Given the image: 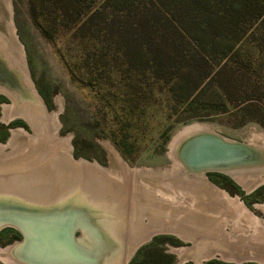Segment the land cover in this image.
<instances>
[{
    "label": "rangeland",
    "instance_id": "1",
    "mask_svg": "<svg viewBox=\"0 0 264 264\" xmlns=\"http://www.w3.org/2000/svg\"><path fill=\"white\" fill-rule=\"evenodd\" d=\"M59 6L52 0H0V33L6 37L13 36V33L17 35L23 46L20 45L25 65L13 64L25 70L20 72L19 68L15 69L22 76L25 74L33 84L34 100L40 96L43 99L40 106L43 104L49 113L57 114L58 134L70 139L67 147L76 159L96 161L117 173L121 163L143 170H170L174 165L170 155L171 143L185 126L193 123L205 124L232 139L264 145V125L249 122L237 126L240 119L235 116L233 108L228 105L227 111L222 108L216 110V106H222V102L218 101L207 103L213 111L201 109L205 104L203 98L191 109H185L191 99L182 96L183 87L186 90L183 81L170 85L166 78L155 77L148 63L134 61L138 55L125 54L121 43L113 40L110 33L97 34L87 29L77 31L79 22L75 21L76 13L68 18L69 23H62ZM247 26L244 45L248 54L245 55L250 59L261 57V67L254 68L253 73L255 70L254 75L264 80V17L249 22ZM3 52L0 48V55ZM28 89L32 91L30 87ZM26 102L34 101L20 100L19 105ZM13 103L8 94L0 92V144L8 152L28 141L27 134L20 128L33 133L31 125L20 115L12 120L6 118L4 105ZM260 105L263 107L264 122V93ZM113 129L133 145L130 149L133 159L126 158L118 148L113 140ZM14 130L17 136L12 139ZM3 163L10 164L0 162ZM207 176L230 196L238 197L264 222V183L247 190L224 172L212 171ZM88 178L85 177V180ZM147 179L145 184L148 188H158V182L153 183L152 180L150 183ZM112 196L110 198L116 197ZM142 203L136 207L139 208ZM103 211L108 212L107 209ZM173 211L182 212L178 208ZM139 219L148 222L143 212ZM156 223L151 222V225L160 227ZM141 227L144 230L145 227ZM6 229L0 237V264H18L10 255L9 248L21 241L23 235L13 227ZM76 235L82 236V231H77ZM155 237L159 239L153 248L163 247L174 254V264H261L256 257H243L237 253V257L233 258L228 251L221 253L218 249L222 248L215 242L194 243L169 228L158 229L152 239L144 240V244ZM184 246L187 248L183 252L178 250ZM260 254L258 256L264 257V252ZM136 264L143 262L138 260Z\"/></svg>",
    "mask_w": 264,
    "mask_h": 264
},
{
    "label": "bare ground",
    "instance_id": "2",
    "mask_svg": "<svg viewBox=\"0 0 264 264\" xmlns=\"http://www.w3.org/2000/svg\"><path fill=\"white\" fill-rule=\"evenodd\" d=\"M12 35L6 37L0 33V48L4 51L0 55V82H2L0 92L8 94L14 101L12 105H4V112L9 120L17 115H20V118L28 119L34 128V133L26 132L20 128V131L27 134L28 141L22 146H14L15 149L12 148L13 153L7 152L5 146L0 144V162H11L19 159V161H15L17 162L16 166L12 168L9 167V163L0 164V166L5 167L4 169L0 167V173L6 175L11 172L30 170L16 177H7L6 183L9 185L15 183L19 187V184L15 182V180L19 179L20 188H25L36 195H44L46 196L44 201H46L45 203L42 200L33 202L28 199L22 203L21 200L24 199L22 198L24 196L21 197L19 194H9L3 191L0 192V204L5 206L13 205V208L22 210L25 213L36 211L41 216L46 215L42 214V212L52 211L50 213L53 214L52 220L54 221L52 223L42 222L41 224H45L44 229L46 230L60 231L59 234L55 235L57 237L55 243L58 244L54 246L53 252L68 251L67 246L72 239V237H69V230L72 226L78 224L73 220L81 219L83 227L78 225L77 231H82L83 235L77 236V231L74 235L75 242H77L81 251L87 249V251L101 252L102 245L106 248H111L108 256L98 257L100 254L95 256L93 264H127L136 247L147 237L145 235L146 232L141 231L140 226L136 227L135 222L132 223V230L128 234L122 233L123 225H121L120 221L122 218L118 216L123 213V204L127 200L124 197L128 196L126 194L131 191L130 188L133 187L135 189V185L139 187L142 185L146 186L145 179L148 178L147 180L150 183L152 180L153 183L158 182V184L156 183L158 188H148L147 186L146 189L150 192V199L155 203H159L157 205L161 209V215L152 213L147 208L143 209L146 212L148 211L147 213L143 212V214L150 218V223L158 220L153 219L151 215L149 216L150 212L155 215V218H160L163 214H167L169 217L164 219L170 222L187 221L185 222L187 226L181 233L187 238H191L194 243L211 242V238H216L217 242L215 243L222 248L219 249L221 253L228 251L232 253L229 255L231 257L233 255V258H235L234 256L237 257V253L242 254L243 257L245 255L256 257L261 264H264V257L258 256L264 252V222L256 217L238 197L230 196L225 190L212 182L207 176L209 171L204 168L202 170L189 168L178 155L179 146L189 136L203 133L223 134L202 123H193L185 126L173 139L170 147V155L173 157L172 159H174L177 168L172 166L170 170L166 171L136 168L135 173L131 177L127 173L126 167L120 168V172L118 170L119 173H117L110 169L102 168L98 163L93 164L84 160L76 161L68 153L67 145L70 143L56 136L58 134L57 116L55 113L47 112L43 104L41 107L40 103L42 102L38 98L34 100L35 95L32 93L33 89L31 87L33 84L24 74L25 83L23 81L24 76L15 69L19 67L14 64H23L24 67L25 62H23L21 43L17 35L14 33ZM9 58L11 62L13 61L12 63ZM22 70L20 69L19 71L23 72ZM29 87L32 91H29ZM24 99H33L35 103L29 102L27 104V101L24 105H19L20 100ZM16 132L15 130L13 131L12 139L17 136ZM35 135H38L39 138H35ZM225 137L232 141L245 143L251 147L264 149V145H261L262 143H248ZM18 148H20L19 151ZM255 172L241 170L224 173L233 175L241 186L251 190L257 184L264 183V170ZM85 177H89L88 180H85ZM155 177L159 179L157 180ZM112 195H116V197L112 198L114 197ZM110 196H112V199ZM60 205L62 207L69 205L75 208L73 211L62 209L66 211L64 212L66 214L59 215ZM91 206L109 210V212H105L106 219L102 220L104 223L103 227L99 230H93V232L87 217L75 215L79 210L86 212ZM174 208H178L182 212H174ZM139 210L141 211L139 212ZM141 212L142 209L139 207L137 213L133 214V218H136L139 222H145L139 219ZM73 214L78 218H74ZM55 216L58 223L55 222ZM231 218H233L232 223L230 222ZM179 226L180 224L178 223L176 227L181 231L183 227ZM56 227L61 230L55 229ZM104 229L110 235L101 233ZM92 238L94 239L93 241ZM100 241L103 244L100 245ZM24 242L25 240L22 239L12 244L9 248L10 255L16 259L18 264L47 263L46 259L38 260L39 254L35 256L36 251H33L29 244L23 248ZM132 246H134L133 249ZM229 246H233L232 250ZM49 256L58 257L60 255L56 253Z\"/></svg>",
    "mask_w": 264,
    "mask_h": 264
},
{
    "label": "trees",
    "instance_id": "3",
    "mask_svg": "<svg viewBox=\"0 0 264 264\" xmlns=\"http://www.w3.org/2000/svg\"><path fill=\"white\" fill-rule=\"evenodd\" d=\"M52 2L60 4L62 23H69L68 18L76 13L77 31L110 33L125 54L138 55L134 61L148 63L155 77L166 78L170 85L183 81L186 90L183 87L182 96L191 99L185 109L203 98L201 109L213 111L207 103L218 101L222 106H216V110L227 111L228 105L233 108L240 119L237 126L249 122L264 125L260 105L264 80L254 75L255 70L253 73L254 68L261 67L262 60L246 57L244 45L247 24L264 17V0ZM113 140L126 158L133 159V145L114 129ZM6 230L0 231V237ZM158 239L140 246L130 264L138 260L143 264H174V254L163 247L153 248Z\"/></svg>",
    "mask_w": 264,
    "mask_h": 264
},
{
    "label": "water",
    "instance_id": "4",
    "mask_svg": "<svg viewBox=\"0 0 264 264\" xmlns=\"http://www.w3.org/2000/svg\"><path fill=\"white\" fill-rule=\"evenodd\" d=\"M38 99L43 102L40 96H38ZM178 155L189 168L196 170H202L203 168L209 172H237L246 170L252 171L253 173L264 170V149L251 147L242 142L232 141L216 133H203L187 137L179 146ZM74 208L69 205L64 207L60 205L59 215H65L66 213L64 212L67 210L73 211ZM50 212L52 211L42 212V214L46 215L41 216L36 211L25 213L22 210L13 208V205L9 204L5 206L4 204H0V230L6 226H12L18 229L23 235V240H25L23 248L29 244L31 249L36 251L35 256L39 254L38 260L46 259V264H93L95 256L99 254L98 257H102L103 255L108 256L111 248H106L103 245L101 252L87 251V249L81 251L78 247L74 235L78 229V225L82 226L83 221L81 219L73 220L78 224L72 226L69 230V237H72V239L67 246L68 251L62 252L61 250V253L59 251L53 252L54 246L58 244L55 243L57 239L55 235L59 234L60 231L53 232V229L46 230L44 229L45 224H41L42 222L52 223L54 221L52 220L53 214ZM75 215L87 217L92 232L93 230H99L104 225L102 220L105 218V212L98 207L91 206L86 212L79 210ZM75 215L73 214L74 218H78ZM55 222L58 223L56 216ZM55 229L61 230L59 227ZM101 233L110 235L105 229ZM152 237L147 240L152 239ZM145 241L136 247L133 254H135ZM101 244H103L102 241H100ZM56 253L60 256H49ZM50 261L52 262L49 263Z\"/></svg>",
    "mask_w": 264,
    "mask_h": 264
},
{
    "label": "flooded vegetation",
    "instance_id": "5",
    "mask_svg": "<svg viewBox=\"0 0 264 264\" xmlns=\"http://www.w3.org/2000/svg\"><path fill=\"white\" fill-rule=\"evenodd\" d=\"M23 59H24V57H23ZM24 62V61H23ZM46 109V108H45ZM48 112V111H47ZM56 116H57V114H56ZM57 118H58V116H57ZM24 119V118H23ZM12 120V119H11ZM24 120H26V119H24ZM29 124H30V122H29V120L27 119L26 120ZM57 123H58V121H57ZM31 125V124H30ZM31 127H32V125H31ZM33 128V127H32ZM22 129H24V128H22ZM25 130V129H24ZM33 131H34V128H33ZM34 133V132H33ZM32 133V134H33ZM56 136L57 137H60V135H58V134H56ZM32 137V136H31ZM35 138H39V136L38 135H35L34 136ZM60 138H62V137H60ZM62 139H64V140H67L69 143H70V139L69 138H62ZM70 145V144H69ZM27 147V146H26ZM70 148H68V153H69V155L74 159V160H84V161H88L89 163H90V161L89 160H87V159H85V158H80V159H76L73 155H72V153H71V151L69 150ZM20 150V148H18V151ZM13 151V150H12ZM9 152V153H13V152ZM8 152V151H7ZM15 161H19V159L18 160H12L11 162H10V168H12V167H15L16 166V163L17 162H15ZM12 162H14V163H12ZM91 163H93V164H95V163H98V162H91ZM102 168H105V169H109V168H106V167H104L103 165H101L100 163H98ZM175 168H177V166H176V164H175V162H174V165H173ZM2 169H4L5 167L4 166H0ZM122 167H126V169H127V173H129L130 174V176L132 177L133 176V174L135 173V171H136V168H134V167H131L130 165H128L127 163H121V165H120V168H122ZM183 169H186L185 167H182ZM27 169H30V168H27ZM179 169H181V167H179ZM26 171H30V170H23V171H18V172H11V173H8V174H6V175H4V174H1L0 173V192H3V191H5V192H7V193H16V194H19V195H21V197L22 196H24V197H22V198H24L23 200H21L22 201V203H23V201H27L28 199L29 200H31V201H33V202H38V201H43L44 200V198L46 197V196H44V195H36V194H34V193H32V192H29V191H27L25 188H20V183H19V179H17V180H15V182L16 183H18L19 184V187H17L16 185H15V183H11L10 185L9 184H7L6 183V181H7V177H9V176H19V175H22V174H25V172ZM122 171V170H121ZM227 174V173H226ZM230 177H232L235 181H237L234 177H233V175H230V174H228ZM156 176H158V175H156ZM157 180L159 179L158 177H155ZM238 182V181H237ZM239 183V182H238ZM22 185V184H21ZM135 185V184H134ZM136 187H135V189H133V187H131L130 189H131V191H129L128 192V196L127 197H125V199H127L126 200V202H125V204H123V213H122V215H116L115 213H113L114 215H116V216H118V217H121L122 219L120 220L121 221V225H123V230H122V233H126V234H128V232H130L131 230H132V223L133 222H135L136 224V227H138V226H144L145 228H144V230H142V227L140 228V230L141 231H143V232H146V237H147V239L148 238H150L151 236H154L155 235V233L157 232V230L158 229H161V230H163V229H166V228H169V229H174V230H176L178 233H180V234H182L181 232H182V230L183 229H185V226H187V224L185 223V222H187V221H176V222H170V221H165V217H163L164 216V214H163V216L162 217H160V218H155V215L154 214H152V213H155V212H157V213H159L160 215H161V209H160V207L157 205V204H159V203H155L152 199H150V197H151V195H150V192H148L147 191V186H137V185H135ZM13 199H16V198H13ZM54 201V200H53ZM53 201H51V202H53ZM54 202H56V201H54ZM141 202H143L141 205H140V207H141V209H142V212H144V213H147L149 210H151L152 211V213L150 212V214H149V216L151 215L152 217H153V219H158L157 221H159V222H157L156 224L157 225H160V227H158V226H153V225H151V223H150V218L148 217V222H139L136 218H133V214H136L137 213V207H136V205L137 204H139V203H141ZM152 205H154V206H152ZM144 208H147L148 209V211L146 212V210H143ZM107 211L109 212V210L107 209ZM165 211V210H164ZM110 213H112V212H110ZM125 215V216H124ZM165 218V219H164ZM160 219V220H159ZM161 220H163V221H161ZM154 221V220H153ZM180 224V226L179 227H183L182 229H181V231L176 227V225L177 224ZM8 227V226H7ZM6 227V228H7ZM10 227H12V226H10ZM148 227V228H147ZM6 228H3V229H1V230H4V229H6ZM14 228V227H13ZM177 228V229H176ZM16 229V228H15ZM16 230H18V229H16ZM19 231V230H18ZM20 232V231H19ZM20 234L22 235V233L20 232ZM82 235H83V233H82ZM183 235V234H182ZM181 235V236H182ZM184 236V235H183ZM182 236V237H183ZM184 237H186V236H184ZM187 238V237H186ZM185 238V239H186ZM187 239H189V238H187ZM191 239V238H190ZM217 239L216 238H211L210 239V241L213 243V242H217L216 241ZM122 245L123 246H125V244H123L122 243ZM133 247L134 246H132V249H133ZM227 247V246H226ZM230 247V249L232 250V248H233V246H229ZM184 248H187V247H180L178 250L179 251H182V250H185ZM219 250V249H218ZM133 255V254H132ZM132 255H131V257H132ZM130 257V258H131ZM130 258H129V260H130ZM129 260H128V262H129ZM128 262H127V264H128Z\"/></svg>",
    "mask_w": 264,
    "mask_h": 264
}]
</instances>
